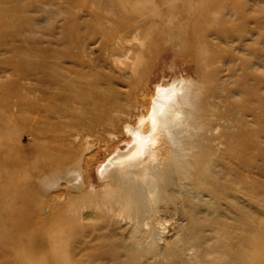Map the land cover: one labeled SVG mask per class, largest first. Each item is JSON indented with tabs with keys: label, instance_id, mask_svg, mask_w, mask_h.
I'll return each mask as SVG.
<instances>
[{
	"label": "bare ground",
	"instance_id": "6f19581e",
	"mask_svg": "<svg viewBox=\"0 0 264 264\" xmlns=\"http://www.w3.org/2000/svg\"><path fill=\"white\" fill-rule=\"evenodd\" d=\"M137 3L143 4L139 0ZM65 5L66 11L61 13L67 17L62 19V24L57 28L53 24L43 28L44 33L53 28L55 42H47L43 49L38 44L33 51L27 45L28 37L24 39V49L13 45L29 23L27 14L32 1L0 0V61L5 59L0 62L3 71L0 77L15 75L30 79L27 77L29 71L23 68H33L29 59L39 61L41 71L39 74L33 68L35 78L47 87L38 95L45 99L60 96L65 99L56 104L64 105L86 87L85 81L88 80L89 88L96 85L95 76L90 73L91 79H76L81 77L69 75L76 67L83 66L89 52L85 46L84 0H66ZM4 18L9 22H3ZM42 32L38 29V37L44 34ZM92 34L101 37L103 51L110 60L107 62L132 64L130 74L122 76L118 73L119 80L126 81L124 91L114 88L95 91L103 93V105L107 107L105 113L103 108L100 111L103 125L113 128L125 125L124 129L134 136L135 142L102 168L100 175L107 183L105 192L97 198L88 220L76 216L81 223L89 221L90 224L78 227L77 218L68 217L69 224L64 225L62 231L66 236L64 242L63 236L45 235L43 226L33 230L27 220H17L14 216V233L10 234V230L0 224V229L4 230L0 233V264H8V255H13L19 264H48L47 255L37 250L46 240L45 249L58 244L51 255L52 264H72L63 257L72 258L76 254L84 255L82 263L94 259L95 264H264V227L248 216L239 197L231 195V184H217L224 168L220 162L228 152L222 141L226 136L235 139L234 130L225 132L230 121L227 114L220 111L230 104L227 88L215 83L204 84V80L211 77L206 71L200 75L201 80L180 79L162 84L152 101L147 95L140 99L142 88L137 89L144 77L141 78L143 75L133 67L131 48L125 45L126 37L118 30H93ZM100 43L97 46L101 49ZM202 49L206 69L205 63L210 57L206 55L208 49ZM9 67L11 73H7ZM111 70L109 67L108 71ZM108 71L103 73L105 77H108ZM214 100H218L215 106ZM13 111L8 107L4 110L11 121L15 118ZM237 114L242 119L241 111ZM47 117L51 122H58L65 119V113L52 110ZM223 120H227L225 127L217 137L224 139L214 140L213 134L219 131L217 122ZM30 121L36 124L39 120L33 118ZM241 133L238 131L236 137ZM116 134V129L108 132L112 142L118 141ZM212 135L213 140L209 141ZM74 139L80 141L81 137ZM45 148L53 154V157H47V165L56 168L53 175L57 176L49 185H58L65 180L71 183L77 180V184L82 185L79 173L83 156L78 158L68 149L58 154ZM62 154L66 157H60ZM33 185L42 188L45 182L30 181L19 198L24 200L28 195L33 196L36 192ZM10 214L11 222L14 214ZM35 214L33 212L32 217ZM230 226H233V232H227ZM81 228L90 229L92 245L89 247Z\"/></svg>",
	"mask_w": 264,
	"mask_h": 264
},
{
	"label": "rangeland",
	"instance_id": "374dc122",
	"mask_svg": "<svg viewBox=\"0 0 264 264\" xmlns=\"http://www.w3.org/2000/svg\"><path fill=\"white\" fill-rule=\"evenodd\" d=\"M31 1L27 14L29 23L13 45L24 49V39L28 37L27 45L34 51L38 44L43 49L47 42H55L53 28H48L45 33L43 28L51 24L54 28L59 27L67 15L61 13L66 11V0ZM137 1L84 0L87 17L85 46L89 53L81 65L84 71L80 72L82 68L76 67L72 74H68L81 77L76 79H91L88 77L90 73L95 76L96 85L89 88L88 80L85 81L86 87L75 94L76 98L67 100L66 105L56 104V101L65 99L60 96L51 95L52 99H45L38 95L42 88L45 90L47 87L46 83L35 78V70L39 74L41 71L39 61L27 60L35 69L23 68L29 71L27 77L30 79L15 75L0 77V224H4L10 234L16 230L15 216L17 220H27L31 229L38 230L43 226L42 233H50L56 238L63 236L66 242L62 231L63 226L69 224L68 217H85L88 220L94 204L107 188L100 175L102 168L135 142L134 136L124 129L125 125L114 128L103 125L100 111L103 108L105 113L107 107L103 105V93L95 91L101 88L124 91L126 81L119 80L118 73L122 76L130 74L132 64L127 61L116 65L107 62L110 60L103 51L102 39L94 36L93 30H118L126 37L125 45L131 48L133 67L143 75L141 78L144 77L137 89L140 91L142 88L140 99L147 95L152 101L156 90L163 85L180 79L201 80L200 75L206 71L211 77L205 79L204 84L215 83L227 88V102L230 104L220 111L227 114L230 121L225 132L234 130L235 139L226 136L222 141L228 152L220 162L224 168L217 184H231V195L239 197L248 216L264 227V0H139L142 5ZM3 22L9 21L4 18ZM7 29L10 31L11 27L8 25ZM38 29L44 33L40 37ZM99 43L102 50L97 46ZM202 47L208 49L206 55L210 57L205 63L207 70L203 67ZM6 58L10 59L9 56ZM109 67H112L111 72ZM107 71L109 75L105 77L103 73ZM11 72L10 67L7 68V73ZM0 74H3L2 70ZM217 103L218 100H214L213 106ZM7 107L14 110L12 121L4 113ZM52 110L64 112L65 119L49 121L47 116ZM240 111L242 119L237 114ZM33 118L39 121L33 124L30 121ZM225 122H217L219 131L213 134L214 140L224 139L217 136L223 132ZM113 129H116L115 136L118 137L114 142L108 135ZM238 131L242 132L240 137H236ZM213 135L209 141L213 140ZM77 136L81 137L80 141L74 139ZM231 145L235 147L233 151ZM45 147L58 154L68 149L78 158L83 156L79 173L82 185H78L77 180L49 185L57 176L53 175L56 168L47 165V157H53V154ZM60 157H66V154ZM30 181L45 182V186L33 185L36 192L23 200L19 196ZM220 203L225 204L224 201ZM33 212L36 214L32 217ZM10 213L14 214L11 222ZM83 224L90 222L81 223L77 218L76 225L80 227ZM81 229L89 247L92 245L90 229ZM227 232H233V226ZM0 233L4 230L0 229ZM47 242L37 250L45 253L50 260L48 264H52L51 255L58 244L45 249ZM63 259H69L72 264L96 262L91 259L89 263H82L84 255L78 254L72 258L64 256ZM8 264L19 263L13 255H8Z\"/></svg>",
	"mask_w": 264,
	"mask_h": 264
}]
</instances>
